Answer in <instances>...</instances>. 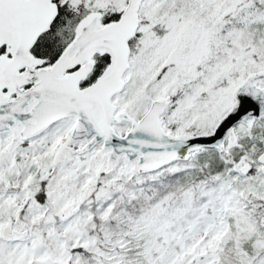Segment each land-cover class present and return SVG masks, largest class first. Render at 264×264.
<instances>
[{"label": "snow or ice", "instance_id": "1", "mask_svg": "<svg viewBox=\"0 0 264 264\" xmlns=\"http://www.w3.org/2000/svg\"><path fill=\"white\" fill-rule=\"evenodd\" d=\"M0 264H264V0H0Z\"/></svg>", "mask_w": 264, "mask_h": 264}]
</instances>
